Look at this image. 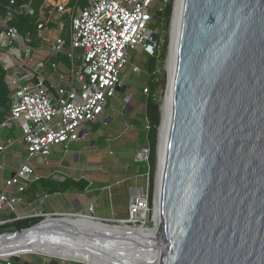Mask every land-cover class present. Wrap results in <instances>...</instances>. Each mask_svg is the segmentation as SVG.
<instances>
[{"label":"water","instance_id":"1","mask_svg":"<svg viewBox=\"0 0 264 264\" xmlns=\"http://www.w3.org/2000/svg\"><path fill=\"white\" fill-rule=\"evenodd\" d=\"M174 9L175 0L172 18ZM156 38L148 28L149 55ZM169 104L157 222L143 228L151 235L103 218L44 217L0 233V258L264 264V0L180 1Z\"/></svg>","mask_w":264,"mask_h":264},{"label":"built area","instance_id":"2","mask_svg":"<svg viewBox=\"0 0 264 264\" xmlns=\"http://www.w3.org/2000/svg\"><path fill=\"white\" fill-rule=\"evenodd\" d=\"M34 1L7 0L3 5L4 13L0 14V65L12 92L10 111L0 122V129L18 125L27 153V160L19 164L5 182L0 209L3 205L13 209L14 204L21 201L20 197L7 194L11 187L22 193L39 179L30 165L32 159L47 163L53 144L63 143L67 147L77 141L85 133L81 128L103 112L106 98L115 96L121 85L120 75L128 62V49L142 46L154 17L149 9L155 0H87L83 8L77 0L73 4L71 0H41L37 11ZM168 1L162 0L164 8ZM164 8H159L158 12L163 13ZM18 15L35 17V34L30 31L21 34L11 24ZM64 27L67 28L65 35ZM159 43V38L153 41L152 54L158 51ZM34 53L39 57L35 59ZM13 144V139L0 144V157ZM144 158L146 153L138 154L139 160ZM85 179L88 184L84 193H88L93 181ZM129 208L130 216L140 219L137 214L143 208L148 210L144 193L134 189ZM94 214L91 203L85 214L39 212L17 219L68 215L98 218ZM7 222L0 221V226ZM10 259H1L0 264H11Z\"/></svg>","mask_w":264,"mask_h":264},{"label":"rangeland","instance_id":"3","mask_svg":"<svg viewBox=\"0 0 264 264\" xmlns=\"http://www.w3.org/2000/svg\"><path fill=\"white\" fill-rule=\"evenodd\" d=\"M78 5L83 7L87 5V0H79ZM159 8H164L162 0H155L151 4L149 11L155 15ZM149 26L157 31L160 37V46L158 51L160 57L156 66L157 86L153 91L154 101L158 105L159 117L158 122L151 129H148L146 119V103L147 94L145 87L147 86L150 55L139 45L134 49H128V62L121 70V84L123 90H116L115 96L106 98V105L103 112L95 121L86 123L81 129L86 131L77 141L68 144L67 147L63 143L53 144L50 147L49 154L46 157L47 163L42 159H32L30 165L35 170V174H49L54 170L62 168L61 161L67 163L68 166L74 165L84 175L95 183V189L90 193L78 196L81 203H85V211L87 213L89 204L93 203L95 216L113 221H125L126 224L134 227L146 228L153 225V208H154V183L157 180L158 171V144L160 136V125L162 122V106L165 101L168 90L169 72H168V56L170 53V44L172 37V15L168 23L163 22V17L159 19L152 18ZM64 27L63 35L66 34ZM162 55V56H161ZM33 57H39L38 53H34ZM136 67V68H134ZM47 72H45L46 74ZM128 92H125V91ZM125 92V93H124ZM165 94V95H164ZM9 131V138L16 143L11 147V153L5 154V169L0 177L4 180L10 176L13 171L12 167L19 164V161L27 160V153L23 150L19 139L21 131L12 125ZM146 153V158L138 159V154ZM78 155L77 159L74 157ZM67 169V168H64ZM72 172V171H71ZM68 174L78 177L79 173ZM61 176L56 173L54 177ZM152 182V189L149 190V182ZM110 186L109 189L101 190L103 187ZM141 187L144 195L147 197L148 210L146 213L147 221L143 219H135L130 216L129 207L134 189ZM5 186L1 187L0 192ZM14 190L8 191L10 194ZM37 192L42 193L44 189L38 185ZM69 189L65 193L59 195H51L46 199L48 205L38 204V208L43 210H57L77 213L81 205L73 207L72 198L77 196ZM23 196L21 193H16ZM68 197V199H67ZM89 197V198H87ZM18 214L25 213L21 204H15ZM36 206V204H35ZM15 215L7 205H3L0 209V216L8 218ZM22 259H44L47 263L50 258L27 254L21 255ZM1 261V259H0ZM12 264H20L14 258H11ZM56 264H82L78 262L57 259Z\"/></svg>","mask_w":264,"mask_h":264},{"label":"trees","instance_id":"4","mask_svg":"<svg viewBox=\"0 0 264 264\" xmlns=\"http://www.w3.org/2000/svg\"><path fill=\"white\" fill-rule=\"evenodd\" d=\"M24 0H17L18 3H21ZM75 0H71L70 2L73 4ZM77 0V4H78ZM7 2V0H0V14L4 13L3 5ZM41 3V0H35L34 1V9L37 11L39 4ZM172 4L173 0H169L164 8L163 13L157 12L155 13L154 18L159 19L160 16L163 17V22L168 23L171 13H172ZM86 6V5H85ZM83 6V7H85ZM82 7V8H83ZM152 20V19H151ZM11 24L14 25L21 34H26L27 32H31L32 34H35V17L29 16V15H18L15 16ZM150 29H152L149 26ZM153 30V29H152ZM160 38L157 35V39ZM36 40H34L35 42ZM162 56V55H161ZM160 57L159 51L155 50L152 55H150L149 65H148V81L147 86L145 87L147 94L143 93L147 97V103H146V119L148 123V129L150 130L152 126H155L158 122L159 117V111H158V105L154 101V94L153 91L155 90L157 86L156 81V66H157V60ZM5 71L0 65V122L3 121L9 114L10 107H11V96L12 92L9 89L8 85L5 82ZM124 86L121 84L118 90H123ZM125 92H128L127 90ZM124 92V93H125ZM56 173H52L47 178H39L36 182L32 184V189L29 191V193L33 194L36 192V187L40 185V187L47 191H67L70 188L75 190L78 193H82L85 191L87 187V180L83 177L79 178L78 180H74L71 177H61L57 176L54 177ZM152 182H149V190L152 189ZM41 218H31V219H23V220H16L11 223H6L2 226H0V233L7 232V231H16L20 230L22 228L29 227L38 221H40Z\"/></svg>","mask_w":264,"mask_h":264},{"label":"crops","instance_id":"5","mask_svg":"<svg viewBox=\"0 0 264 264\" xmlns=\"http://www.w3.org/2000/svg\"><path fill=\"white\" fill-rule=\"evenodd\" d=\"M47 73H46V75H48L49 74V71H46ZM53 77H56V75L54 74L53 75ZM118 90V89H117ZM13 125V124H12ZM12 125H10L9 127H7L8 129H11L13 126ZM18 125H16V127H17ZM11 127V128H10ZM19 127V126H18ZM4 129H6V128H4ZM4 129H0V144H5L6 143V141L8 140V139H12V138H9V131H4ZM18 129H20V128H18ZM21 131V130H20ZM85 133H86V131H85ZM85 133H84V135H85ZM14 140V139H13ZM16 143V141L14 140V144ZM13 144V145H14ZM19 144H21L22 145V147H23V150L25 151V148H24V144H23V142H22V140H21V137H20V139H19ZM12 145V146H13ZM11 146V147H12ZM11 147L7 150V152L5 153V154H10L11 153ZM26 152V151H25ZM4 154V155H5ZM1 156L0 157V171H1V173L4 171V169H5V156ZM78 158V155H76L75 157H74V159H77ZM25 162V161H24ZM21 163H23L22 161L20 162L19 161V164H21ZM3 164V167L1 168V165ZM19 164H15L13 167H12V169H13V171L11 172V174H10V176L9 177H7L5 180L2 178V177H0V183H1V187L2 186H5V182H6V180H8L14 173H15V170L17 169V167H18V165ZM61 164H62V168H60V169H58V170H54L52 173H61V175H62V177H71V178H74V179H76V178H81V177H85V178H87L85 175H84V172H81V169L79 170V168H77L76 166H74V165H70V166H68L67 165V163H65L64 161H61ZM64 168H67V169H64ZM72 171V172H71ZM68 172H71V173H79V174H77L78 175V177H75L74 175H71V174H68ZM52 173H49V174H35V170H34V176H36V177H39V178H47L48 176H50ZM63 174L65 175V176H63ZM88 179V178H87ZM36 182V181H35ZM33 184V183H32ZM95 187H96V185H95V183H93V185H92V187L90 188L91 190L88 192V193H90V192H92L94 189H95ZM11 188H13L14 190H12V192L10 193V194H8V191L11 189ZM8 191H7V194L8 195H10V196H13V197H20L21 198V201L20 202H17V203H15V204H18V203H20L21 204V207H22V210L23 211H26L25 213H21V214H18L17 212H16V209H15V206H13V209H11L10 207H8L15 215H13V216H10V217H8V218H2L1 216H0V221H9V222H7V223H11V222H13V221H16V220H23V219H17L18 217H23V216H27V215H32V214H35V213H39V212H41V213H54V212H58V213H71V212H67V211H57V210H48V211H46V210H43V209H40V208H38V204H43V205H48V203H45L46 202V199L49 197V196H51V195H59V194H61V193H65L66 191H47V190H44V191H42V193H39V192H34L33 194H31V193H29V191L32 189V185L25 191V192H18L17 191V188L16 187H11ZM70 189H72V188H70ZM4 190H5V188L3 189V191L2 192H4ZM73 190V189H72ZM68 191V190H67ZM2 192H0V194L2 193ZM73 192H76L75 190H73L72 191V193ZM16 193H21L23 196H18ZM44 193H47L48 194V196L47 197H43V196H41L42 194H44ZM67 193V192H66ZM84 192H82V193H78V192H76L75 194L77 195V196H74L73 198H72V201H71V204H72V206L73 207H77V206H79V205H81L80 206V208L78 209V210H74V211H79V212H81V211H85V203H86V201L88 200H85V201H83V204L81 203V201H80V199H79V197L78 196H81V194H83ZM87 193V194H88ZM37 195H40L39 197L37 196ZM84 195H85V193H84ZM87 198H89V197H87ZM67 199H68V197H67ZM69 200V199H68ZM14 204V205H15ZM35 204H36V206H35ZM33 218H40V217H33ZM26 219H31V217L30 218H26ZM42 219V218H41ZM103 219H105V218H103ZM10 261H11V259H10ZM16 261H18L20 264H31V263H34V264H50V261H48L47 263L44 261V259H39V260H36V259H29L28 261L27 260H25V259H22L21 257L20 258H18ZM11 264H12V262H11Z\"/></svg>","mask_w":264,"mask_h":264},{"label":"bare ground","instance_id":"6","mask_svg":"<svg viewBox=\"0 0 264 264\" xmlns=\"http://www.w3.org/2000/svg\"><path fill=\"white\" fill-rule=\"evenodd\" d=\"M180 1L181 0H175V9H174V15L172 18V37H171V44H170V53L168 56V72H169V82H168V90L166 93V97L164 98L165 101L162 106V122L160 125V136H159V144H158V171H157V184H158V178L160 176L161 168H162V159H163V150H164V142L166 138V129H167V121L169 117V88H170V80H171V75H172V69H173V58H174V47H175V39H176V32L178 28V19H179V8H180ZM165 95V94H164ZM136 193V191L134 192ZM157 190H156V196L154 198V208H153V219L157 222ZM147 210L146 208H143L138 214L137 217L140 219H143L146 217ZM123 224V225H122ZM121 228L120 229H115L118 232L121 233H128L131 234V236H135L137 234H146V235H151V230L150 229H143L140 227H132V226H125L126 223L122 222ZM128 224V223H127ZM0 259H7L6 256L1 257ZM60 260H68L64 258H59ZM68 261H73V262H78L74 260H68ZM80 263V262H78ZM151 262H148L150 264ZM89 264H95L93 262Z\"/></svg>","mask_w":264,"mask_h":264}]
</instances>
